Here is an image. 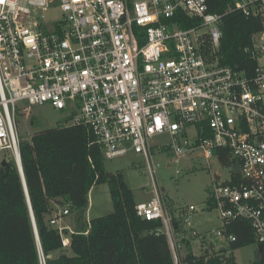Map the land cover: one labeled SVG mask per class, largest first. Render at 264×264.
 <instances>
[{
  "label": "built area",
  "instance_id": "obj_1",
  "mask_svg": "<svg viewBox=\"0 0 264 264\" xmlns=\"http://www.w3.org/2000/svg\"><path fill=\"white\" fill-rule=\"evenodd\" d=\"M53 6L62 19L43 22L37 11ZM230 8L264 18V0H234ZM184 14L197 24L182 27ZM224 16L211 11L209 0H0V168L7 154L20 156V111L46 103L71 107L67 124L90 128L105 159L143 155L152 175L157 137L170 136L157 145L175 162L196 151L219 160L216 151L227 150L230 178L217 175L208 195L223 223L215 232L221 245L213 250L238 239L227 228L236 219L251 223L262 246L264 32L256 35L257 66L248 77L220 61ZM136 211L162 222L157 231L167 236L175 264L184 242L203 246L213 237L193 227L198 207L172 215L156 182L153 197ZM69 213L66 205L51 223ZM69 241L65 236L64 246Z\"/></svg>",
  "mask_w": 264,
  "mask_h": 264
},
{
  "label": "trees",
  "instance_id": "obj_2",
  "mask_svg": "<svg viewBox=\"0 0 264 264\" xmlns=\"http://www.w3.org/2000/svg\"><path fill=\"white\" fill-rule=\"evenodd\" d=\"M209 2L212 12L225 14L221 63L237 66L251 77L257 66L253 46L256 35L264 32V18L231 9L234 0ZM183 18L182 27L198 22L185 14ZM216 153L222 164L232 163L227 150ZM20 156L39 241L21 172L15 158L6 157L8 163L0 168V264H43L41 254L45 264H175L167 236L157 231L162 222L137 214L134 189L125 173L106 169L90 128L66 124L37 132L30 139H21ZM102 183L109 185L114 210L85 221L90 191ZM56 204L69 205L70 212L84 220V229L69 233L53 225L50 216ZM174 223L179 230V221L174 219ZM227 228L237 234L236 241L201 255L186 241L180 264H238L234 251L257 245L255 230L244 219L234 220ZM67 235L70 241L64 246ZM251 264H264V243Z\"/></svg>",
  "mask_w": 264,
  "mask_h": 264
},
{
  "label": "rangeland",
  "instance_id": "obj_3",
  "mask_svg": "<svg viewBox=\"0 0 264 264\" xmlns=\"http://www.w3.org/2000/svg\"><path fill=\"white\" fill-rule=\"evenodd\" d=\"M37 15L46 23L56 22L63 17L58 6H53L47 11L38 10ZM26 105L25 102L18 104L19 107ZM72 113L71 107L58 110L49 103L33 105L28 113L20 111L16 125L20 139H30L37 132L66 125L70 121ZM32 121L34 122L32 123ZM190 132L193 133L194 129L191 128ZM169 141V135L157 137L153 141L154 175L150 172L146 158L133 153L105 159V167L110 172L122 171L125 173L130 186L135 191L137 202L147 201L153 197L154 182H156L164 191L166 205L172 215V211L179 212L181 208L189 205L198 207L199 211L194 214L192 225L198 232L211 233L213 237L207 239L208 243L203 246H200L198 241L191 242V246L197 255H201L207 250L212 252L214 247L217 249V245H221L220 241L215 238V232L223 223L218 210L210 208L207 202L209 188L217 175L220 176L221 181L230 178L229 167L222 164L216 157L205 158L200 151L184 155L178 162H175L171 160L173 153L169 149H159L157 145V143L165 145ZM7 157L12 158L11 154H7ZM113 210L114 205L109 185L107 183L95 185L90 191V201L85 212L86 218L91 220L105 216ZM74 216L73 212L68 218L73 219ZM210 241H213L214 244L210 245ZM224 245L226 243H223ZM185 253L186 249L182 248L180 255L183 256ZM234 255L238 264H251L258 257V246L254 244L236 249Z\"/></svg>",
  "mask_w": 264,
  "mask_h": 264
},
{
  "label": "crops",
  "instance_id": "obj_4",
  "mask_svg": "<svg viewBox=\"0 0 264 264\" xmlns=\"http://www.w3.org/2000/svg\"><path fill=\"white\" fill-rule=\"evenodd\" d=\"M135 193V191H134ZM135 199H136V195H135ZM146 201V200H145ZM137 202V200H136ZM142 202V201H141ZM138 203V202H137ZM55 211L52 213V215L50 216V219H52L55 214L59 211L65 208V206L61 207L58 204L55 205ZM173 215H178V211H172ZM72 212H70L68 215H63L61 216L58 220H57V224L55 225L58 228H62V229H66L67 231H69V233H72L74 231H78L81 229H84L85 227V222L84 220H81L80 218L78 219L77 216L75 215L74 218H68L69 215H71ZM85 221H90L89 219L86 218L85 215ZM69 235H67L68 237ZM195 242V241H194ZM193 243V242H192Z\"/></svg>",
  "mask_w": 264,
  "mask_h": 264
},
{
  "label": "water",
  "instance_id": "obj_5",
  "mask_svg": "<svg viewBox=\"0 0 264 264\" xmlns=\"http://www.w3.org/2000/svg\"><path fill=\"white\" fill-rule=\"evenodd\" d=\"M18 158L16 160V163L18 165V168H19V170L21 172V175H22V178H23V181H24V185H25V189H26V193H27V198H28V202H29V205H30L32 220H33V224H34V229H35L37 240L39 241V234H38V230H37V226H36V222H35L32 206H31V203H30V198H29V193H28V190H27V185H26V182H25L24 171H23V166H22V162H21V156H19ZM7 163L8 162L6 160L3 161V165H6ZM239 171H240V169L237 166L236 169H235V173H239ZM261 249H262V246L260 245L259 246V250H261Z\"/></svg>",
  "mask_w": 264,
  "mask_h": 264
},
{
  "label": "bare ground",
  "instance_id": "obj_6",
  "mask_svg": "<svg viewBox=\"0 0 264 264\" xmlns=\"http://www.w3.org/2000/svg\"><path fill=\"white\" fill-rule=\"evenodd\" d=\"M18 158V157H17ZM19 159V158H18Z\"/></svg>",
  "mask_w": 264,
  "mask_h": 264
}]
</instances>
